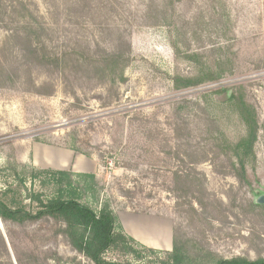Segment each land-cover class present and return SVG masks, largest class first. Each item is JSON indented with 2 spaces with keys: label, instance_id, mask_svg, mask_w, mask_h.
Returning a JSON list of instances; mask_svg holds the SVG:
<instances>
[{
  "label": "rangeland",
  "instance_id": "374dc122",
  "mask_svg": "<svg viewBox=\"0 0 264 264\" xmlns=\"http://www.w3.org/2000/svg\"><path fill=\"white\" fill-rule=\"evenodd\" d=\"M23 1L33 47L19 0H0V191L20 201L14 170L70 171L85 204H108L117 230L155 251L140 264H160L174 238L197 264L264 258V0ZM114 51L131 59L121 73L100 62ZM210 72L191 89L172 81ZM239 88L260 126L244 178L222 147L246 134L220 93ZM192 169L180 199L174 175ZM56 231L0 220V264H92Z\"/></svg>",
  "mask_w": 264,
  "mask_h": 264
},
{
  "label": "trees",
  "instance_id": "16d2710c",
  "mask_svg": "<svg viewBox=\"0 0 264 264\" xmlns=\"http://www.w3.org/2000/svg\"><path fill=\"white\" fill-rule=\"evenodd\" d=\"M19 7L27 13L23 15L24 31L27 33L21 39L28 41L29 46L33 47L34 43L30 39L34 27L28 21V14L31 15L29 5L19 0ZM175 48L178 50L176 46ZM24 53L29 54V49L24 50ZM100 62L121 73L131 59L124 53L114 51L103 56ZM120 76L124 81L123 75ZM217 80L218 76L213 72L206 74L205 77L181 78L176 76L172 79L178 91ZM38 91L39 94H43L40 88L36 89V92ZM220 93L225 94V98L235 108L246 128L244 137L237 141L222 143L224 156H228L230 161H233V169L240 178H244L248 163L255 157L254 148L260 130L258 115L240 88L231 91L224 89ZM176 159L186 165L179 153ZM190 166H193L192 163ZM192 171L180 170L174 175L175 183L178 184L176 190L181 192L180 199H188L195 183H199L196 179L199 173L194 169ZM14 173L15 181L18 182L14 190L19 192L22 188L24 194L20 191V201H17L15 196L10 197L13 192L12 185L6 182V189L0 191L1 221L22 226L29 223L53 221L57 225L56 234L61 236L74 252L82 255L92 264H140V252H142L140 249L144 248L140 247L135 239L117 230L118 219L108 204H103L100 209L95 210L82 201L85 182L76 181L74 173L65 170L34 168L28 173H19L15 170ZM27 181L31 188L27 187ZM186 249L185 245L180 244L179 240L174 238L173 250L164 253L165 257L160 260V264H197L196 259L194 260ZM145 250L150 253L155 252L152 249ZM110 252H116L118 258L108 260L106 255ZM129 256L137 261L127 260ZM214 264H264V258L260 257L255 260L247 257L219 258L214 261Z\"/></svg>",
  "mask_w": 264,
  "mask_h": 264
},
{
  "label": "water",
  "instance_id": "95a60500",
  "mask_svg": "<svg viewBox=\"0 0 264 264\" xmlns=\"http://www.w3.org/2000/svg\"><path fill=\"white\" fill-rule=\"evenodd\" d=\"M260 203H264V198H262V199L260 200Z\"/></svg>",
  "mask_w": 264,
  "mask_h": 264
},
{
  "label": "flooded vegetation",
  "instance_id": "af4514ba",
  "mask_svg": "<svg viewBox=\"0 0 264 264\" xmlns=\"http://www.w3.org/2000/svg\"><path fill=\"white\" fill-rule=\"evenodd\" d=\"M262 198H264V197H262ZM262 198H261V199H262Z\"/></svg>",
  "mask_w": 264,
  "mask_h": 264
}]
</instances>
